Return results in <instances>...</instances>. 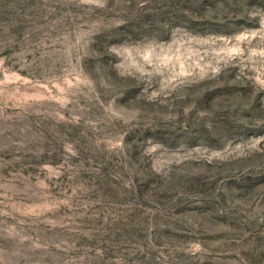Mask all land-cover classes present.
Returning a JSON list of instances; mask_svg holds the SVG:
<instances>
[{
	"label": "rangeland",
	"instance_id": "obj_1",
	"mask_svg": "<svg viewBox=\"0 0 264 264\" xmlns=\"http://www.w3.org/2000/svg\"><path fill=\"white\" fill-rule=\"evenodd\" d=\"M0 264H264V0H0Z\"/></svg>",
	"mask_w": 264,
	"mask_h": 264
}]
</instances>
